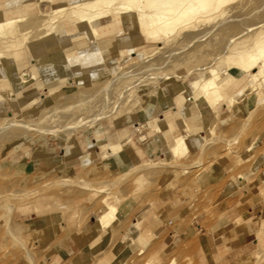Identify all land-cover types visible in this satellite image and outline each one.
Returning a JSON list of instances; mask_svg holds the SVG:
<instances>
[{"label": "rangeland", "instance_id": "374dc122", "mask_svg": "<svg viewBox=\"0 0 264 264\" xmlns=\"http://www.w3.org/2000/svg\"><path fill=\"white\" fill-rule=\"evenodd\" d=\"M75 1L0 0V19L33 15L0 32L4 56L19 52L28 69L31 62L40 63V54L60 48L64 52L61 62L46 59L34 72L36 78L31 72L27 82L13 81V95L9 87L0 97V264H96L99 255L125 246L132 252L124 264H170L171 259L172 264H233V256L234 264H264L262 219H257L261 221H256L241 255L232 247L234 253L223 256L224 247L215 245L224 228L234 224L229 221L233 199L223 191L226 180L251 170L247 183L263 178L264 70L249 80L258 63L248 67V53H236L252 52L251 46L264 40V0H223L195 21L155 35L131 18L128 24L114 25L111 31L116 33L99 38L70 16ZM19 2L29 12L13 15L9 7ZM59 5L65 6L54 12ZM54 16L55 29L66 35L49 50L46 43L52 37L44 30ZM210 65L229 72V102L221 100L204 119L194 113L197 120L191 128L185 124L190 128L187 151L170 155L171 135L154 131V123L171 109L181 116L187 103L189 111L194 103L201 113L210 110L188 98L193 94L190 80ZM34 83L37 87L31 88ZM177 97L185 99L177 104ZM180 121L176 132L186 133ZM160 127L167 131L165 121ZM121 128H126L129 144L147 146V156L134 160L131 152L124 154L121 143L113 142L118 145L111 163H99L82 174L37 164L25 168L26 159L40 155L50 143H71L84 135L100 142L115 140ZM141 133L146 134L142 140ZM212 165L221 167L225 177L213 179L207 172ZM106 202L117 206L118 218L100 234L103 238L85 237L83 231ZM171 203L178 206L173 217L168 216ZM127 208L132 209L123 212ZM33 220H49L53 238L31 236L27 231ZM138 220L134 231L130 225ZM58 222L77 230L58 231ZM149 222L153 224L146 231ZM126 233L141 236L128 244L120 241ZM64 240L70 243L66 249ZM99 240L105 243L101 253Z\"/></svg>", "mask_w": 264, "mask_h": 264}, {"label": "crops", "instance_id": "0c3cea01", "mask_svg": "<svg viewBox=\"0 0 264 264\" xmlns=\"http://www.w3.org/2000/svg\"><path fill=\"white\" fill-rule=\"evenodd\" d=\"M9 8H10L9 10L13 12V15H16L22 12L28 13L29 12L28 9L30 7L28 5H23V3H20ZM113 32L116 33V31ZM113 32L111 31V33ZM55 40L54 38H51V41L46 43V46L49 48V50L55 46L60 45L57 43V40L56 41ZM123 48L124 47H120V49ZM39 50L40 48L36 49V51ZM61 53L63 52L60 48L52 53L47 52L40 54L38 55L39 56L38 62L40 63L31 62L30 64L31 66H29L28 69H25L23 67L24 59H22L23 57L20 56L19 52L15 53V51H13V53L8 56H4V55L0 56V93H1L0 97H2V94H4L9 87H11V92H12L11 95H13V81L14 83L16 82L17 84H22L27 82L29 76L26 77V75H30L31 72L38 73L39 67L45 66L44 61L46 59H49L53 62H61L62 59ZM72 56L74 55H70L69 57ZM13 62L17 64L16 65L17 68L16 70H14V75H13ZM23 74L25 78L21 77L23 76ZM17 77H20V80H15L17 79ZM23 78L26 80H23ZM54 79L48 80L45 88H48L47 86ZM35 82L37 83V81ZM36 83H34V85H32L31 88L37 87V85H35ZM13 100L14 99H12V102L10 101L9 104L13 105ZM1 106H2V101L0 100V110L2 109ZM9 107L10 105H8V108ZM182 108H184L183 110H185V113L181 114V116H179L177 110L173 111L171 109L167 117L165 116L164 118L158 119L159 125H162L163 121H165V125L168 127L167 131L160 130L159 132H161L160 135H162L163 137H165V134H169L171 135V138L177 134H184L188 145L187 136L189 135V133L187 132L190 131L192 125L191 123H193V121L197 119L194 116L195 107L192 108L191 111H189L188 103H187ZM198 110L199 112H201L199 108ZM187 114L188 116H186ZM185 116L188 118H186ZM180 119H181L180 125L183 126V130L186 131V133L176 132V126H177L176 120H180ZM185 124H190V128H187ZM117 133L118 134L115 136V140H113L114 137H110L109 141L106 140L105 142L98 141V138L96 136L90 135V137H87V135H84L82 137L75 139L71 143L68 142L66 144H63L61 143L62 141L50 143L47 145L45 150L40 155L34 156V154H31L30 158H27L25 161V168L27 166H31V168L34 169L37 164L39 166H47L51 169L56 170L58 173H64L67 175L82 174L87 170V168L95 166L99 163H104L106 165L111 163L110 161V158L112 156L111 154H113L114 152H112L110 147L108 146L110 142L121 143L122 144L121 150L124 152V154H128V152L129 153L131 152V156L134 160H140L142 157L147 156V152H146L147 146L143 147L142 145H139L138 147H134L131 144H129L131 138L129 135H126L127 134L126 128L119 129ZM141 134L142 136H139L140 140L144 139L146 135L145 133H141ZM120 138L122 140H119ZM130 148L131 151H128ZM118 151L120 152V150ZM168 151L171 155L172 152L170 151L169 148ZM162 152L163 151L160 150L159 155L163 154ZM120 156L124 157V155H120ZM207 172L215 180H220L226 175L225 174L226 172H224V170L221 167L213 166V165L207 169ZM252 174L253 171L251 170L249 172H246L245 176L241 174L233 175L229 177L226 180L225 184L223 185V191L225 192V194L231 195L233 199V209L230 210L229 217L231 218L229 219V221H234V224L232 226H228L224 228L223 233H220L219 235L218 242L215 243V245H217L218 248L219 246L224 247L223 251H225L226 253H224L223 256L231 255V253H234L232 247L233 249L234 248L236 249V252H238L239 255L246 252L248 248V240L251 239V237L253 236L252 235L253 232H255V229H253V227L256 225L257 223L256 221H258L257 219H262L264 221V171L261 173L263 178H261L259 182L250 181L249 183H247V180L252 177ZM262 190H263V196H261ZM177 208H178L177 204L171 203L168 216L169 217L175 216L177 214ZM131 209L132 208H127L123 212L128 213L129 211H131ZM133 223L135 225L132 229H134V231H137L140 222L138 220L137 222H133ZM28 224H30L28 227L30 229L27 232H29L31 236H36V237L43 236V238L48 237L50 239L53 238V235H55L54 225H51L49 220H45L41 222L37 220H33L30 221ZM152 224H153L152 222L145 224L144 225L145 230L147 231V229L150 228L149 226H152ZM175 227L176 229H178V223L175 225ZM56 228L58 231H61V229L62 230L71 229L74 231L77 230V228L68 227V226L66 227L64 224L62 225V222H58ZM137 233L135 236L133 235L134 238L141 236L138 235ZM100 234L101 231H99V228L97 226V217H96V220L83 231V235L85 237L90 236L92 239L96 237L103 238L104 234L101 236ZM121 238H122L120 240L121 242L128 241L127 234L122 235ZM61 244L64 247V249H66V245H70V243L66 242L65 240ZM98 245L102 247L99 252L101 253L102 250L104 249L103 245H105V243L99 240ZM59 252L60 251H58L56 254H59ZM96 255H98V253ZM235 259L236 257L234 256L231 258L233 264L235 263Z\"/></svg>", "mask_w": 264, "mask_h": 264}, {"label": "bare ground", "instance_id": "6f19581e", "mask_svg": "<svg viewBox=\"0 0 264 264\" xmlns=\"http://www.w3.org/2000/svg\"><path fill=\"white\" fill-rule=\"evenodd\" d=\"M39 1L41 0H36V3ZM221 1L223 0H78L70 4V16L76 22H84L92 37L99 38L101 35L111 32L114 25L128 24L131 18H135L137 24L147 25V27L150 28L149 34L155 35L161 29H173L185 25L188 22L195 21L201 14L208 12L209 9L218 7ZM18 4H20V2ZM64 6L65 5L56 6L53 8V11H60ZM77 7L83 8L85 11H77ZM32 16L33 15H17L7 19H0V32L11 23L15 24L17 21L26 20ZM55 21L56 19L54 16L51 18L48 28L44 30V34H49L54 40L56 39L59 41L65 37L66 33L55 29V23L57 22ZM251 47L253 49L252 52H250L248 48L243 52L238 51L236 53L239 56L243 53H248V58L250 60V65H247L248 67H252L258 63V67H256L257 70H253L249 73V80L254 79L259 71L264 70V40L256 41ZM0 56H3L1 51ZM245 61V59L241 58L240 64L247 68ZM41 67L39 68L41 69ZM200 69L202 70L199 75L190 80L193 94L189 95L188 98L193 99L194 102L196 101L200 104H204L206 108H210L206 113H201L196 103H194V109L196 110L194 113H198L200 119H204V117H209L215 113L213 108H216V105L219 104L221 100L225 99L229 102L226 85L229 83L230 76L225 68L222 70L210 65ZM31 74V77H35L34 72ZM21 77H24V75ZM24 78L23 80H25ZM176 99L177 104H181L185 98L182 99V101L179 97ZM153 127L157 131L161 130L158 120L154 123ZM117 145L116 143L110 142L108 146L112 151L117 148ZM169 149L172 154H181L187 151L185 136L183 134L174 135ZM105 205L106 206L97 214V226L101 233L107 231L118 218L117 206L108 202H106ZM134 225V223L131 224V228H133ZM126 234L129 241V243L128 241L127 243L132 244V241L135 239L133 234ZM142 250L143 249H140L139 251L141 252ZM131 252L128 246L115 248L110 252L99 255L96 264H124L131 256L129 255ZM172 262L173 259H171L170 264H172ZM145 264H149V262L146 261Z\"/></svg>", "mask_w": 264, "mask_h": 264}]
</instances>
